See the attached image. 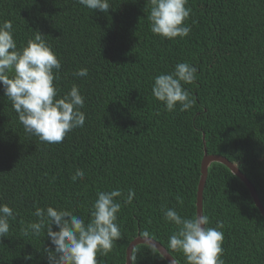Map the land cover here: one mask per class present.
<instances>
[{
    "label": "trees",
    "instance_id": "trees-1",
    "mask_svg": "<svg viewBox=\"0 0 264 264\" xmlns=\"http://www.w3.org/2000/svg\"><path fill=\"white\" fill-rule=\"evenodd\" d=\"M110 4L102 13L78 0H0V23L12 22L18 47L35 31L46 36L62 65L55 81L61 96L79 86L86 115L84 127L63 142H41L25 133L0 83V204L15 214L0 240V264H48L44 249L54 246L46 229L40 236L22 232L38 220L37 207H59L87 221L97 192L114 189L125 195L133 189L135 198L131 204L117 198L122 237L97 259L126 264L127 246L148 231L178 264H186L168 248L176 227L163 211L197 215L205 148L237 164L264 207V0H188L191 32L183 39L150 31L149 0ZM181 62L198 69L196 82L183 85L197 103L169 112L152 86ZM82 68L86 77L73 75ZM77 169L84 179L73 182ZM203 214L209 227L225 225V264H264V217L245 184L223 164L208 169ZM132 264L168 262L138 245Z\"/></svg>",
    "mask_w": 264,
    "mask_h": 264
},
{
    "label": "clouds",
    "instance_id": "clouds-1",
    "mask_svg": "<svg viewBox=\"0 0 264 264\" xmlns=\"http://www.w3.org/2000/svg\"><path fill=\"white\" fill-rule=\"evenodd\" d=\"M78 3L94 12L108 13L111 9L110 0H78ZM149 3L151 9L147 19L153 34L167 39L189 36L191 26L186 21L191 8L187 7L188 0H149ZM45 37L35 31L34 38L18 47L12 22L0 23V83L25 133L38 137L41 142L57 144L63 142L71 131L84 127L86 115L81 109L85 98L76 84L61 96L55 81L62 65ZM197 73L198 69L189 62L178 63L171 73L154 78L152 95L169 112L178 105L180 111H188L197 100L183 85L196 82ZM73 75L86 77L88 70L82 68ZM71 179L73 182L83 180L84 172L77 169ZM117 198L131 204L135 191L129 189L127 195L120 189L98 191L87 221L73 211L59 207H37L34 215L38 220L28 223L22 232L40 236L46 229V236L54 246V250L44 249L48 264H103L97 259L98 254L107 255L114 242L122 237L117 223L121 203ZM177 200L183 202L179 196ZM163 215L176 227L168 238V248L181 253L186 264H225L222 258L225 225L222 221L209 227V217L204 214L186 218L174 209H165ZM14 219V209L8 204H0V240L8 236L10 220ZM53 226L58 231H53ZM150 235L148 231L141 233L145 239ZM152 251H156L155 246ZM24 259L31 260L32 256L26 255Z\"/></svg>",
    "mask_w": 264,
    "mask_h": 264
},
{
    "label": "water",
    "instance_id": "water-1",
    "mask_svg": "<svg viewBox=\"0 0 264 264\" xmlns=\"http://www.w3.org/2000/svg\"><path fill=\"white\" fill-rule=\"evenodd\" d=\"M204 145H205V141H204ZM213 163H220L225 165L232 172L233 175L237 176L245 184V186L250 192V195L256 207L259 209L261 215L264 217V207L259 199L256 189L250 183L247 177L239 170L237 164L229 161L227 158L221 155L208 154L206 148L204 150V157L201 162V176H200L198 193H197V215L199 214L203 215V192L208 177V169ZM138 245H147L150 246L151 248L155 246L158 253L168 262V264H178L177 261L168 253V251L164 249V246L162 244L155 241L154 239L151 238L145 239L141 236L135 238V240L132 241L130 245L127 246L126 264H132V253L134 247Z\"/></svg>",
    "mask_w": 264,
    "mask_h": 264
}]
</instances>
